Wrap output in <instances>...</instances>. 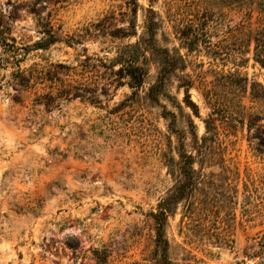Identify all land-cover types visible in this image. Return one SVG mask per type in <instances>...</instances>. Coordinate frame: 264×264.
I'll return each mask as SVG.
<instances>
[{"label": "rangeland", "instance_id": "obj_1", "mask_svg": "<svg viewBox=\"0 0 264 264\" xmlns=\"http://www.w3.org/2000/svg\"><path fill=\"white\" fill-rule=\"evenodd\" d=\"M149 17L131 88L110 62ZM38 19L59 40L24 50ZM260 60L264 0H0V264H264ZM179 184L163 246L153 213Z\"/></svg>", "mask_w": 264, "mask_h": 264}, {"label": "trees", "instance_id": "obj_2", "mask_svg": "<svg viewBox=\"0 0 264 264\" xmlns=\"http://www.w3.org/2000/svg\"><path fill=\"white\" fill-rule=\"evenodd\" d=\"M38 23L41 26V30L39 33L42 35L35 43H33L30 47H25L24 50L28 49H45L50 44L55 43L59 40V36L54 33L52 30L51 24L49 21H43L38 19ZM146 35L147 40L143 42H135L133 44L128 43L116 51V56L110 62L111 71L120 78H127L128 82L126 84L131 87H140L144 82V78L147 75L145 62L147 60L145 55V48L149 47L152 50H157L155 45H153L155 29L157 28V22L149 17L146 23ZM114 33H110L109 35L112 37H124L125 35H129L124 29L118 27L115 28ZM190 42V41H189ZM195 48V47H194ZM188 49L192 50V47ZM162 59L166 63L164 69H162L163 73L172 71L174 69L181 68L179 64L183 62L181 55H171L167 50H161ZM261 64L264 65V60H260ZM114 66H117V69H114ZM163 68V67H162ZM162 78H159V82H162ZM158 84L151 85L148 90V96L152 99H155L156 95L160 92ZM82 90L78 85H69L61 87L58 91L57 96H65L69 95L73 92L74 97L83 96ZM179 160V170L182 175L187 177L189 180L193 177L194 169L192 168V164L194 163V155L192 153H188L183 145L181 144L180 150L178 151ZM178 192H176L173 196H170L164 199L162 202L158 204V209L155 213H153V218L156 223V232L158 236V242H161L162 245H165L164 239H162V227L164 221L167 216V212L170 210V204L172 202H177L178 199L182 198L184 192L186 191L185 186L183 184H179Z\"/></svg>", "mask_w": 264, "mask_h": 264}, {"label": "built area", "instance_id": "obj_3", "mask_svg": "<svg viewBox=\"0 0 264 264\" xmlns=\"http://www.w3.org/2000/svg\"><path fill=\"white\" fill-rule=\"evenodd\" d=\"M246 264H249V263H246Z\"/></svg>", "mask_w": 264, "mask_h": 264}]
</instances>
